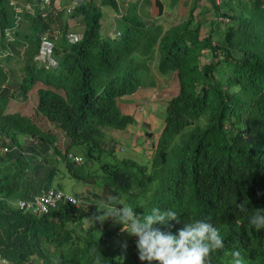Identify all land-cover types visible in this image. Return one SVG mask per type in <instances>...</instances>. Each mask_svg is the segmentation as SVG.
Listing matches in <instances>:
<instances>
[{
	"label": "trees",
	"instance_id": "obj_1",
	"mask_svg": "<svg viewBox=\"0 0 264 264\" xmlns=\"http://www.w3.org/2000/svg\"><path fill=\"white\" fill-rule=\"evenodd\" d=\"M198 2L187 21L163 30L149 24L133 1L120 12L117 32L102 34L103 6L120 11L121 3L87 0L68 14L85 24L82 38L70 42L68 29L58 40L52 37L61 60L48 67L37 56L61 11L43 17L36 7L28 12L29 30L21 21L15 39L7 41L14 22L0 0V44L15 47L29 39L22 80L0 92V137L8 147L0 150V264H118L111 239L121 225L105 220L101 226L99 209L61 201L36 215L17 205L51 187L64 190L60 179L66 173L102 186L112 201L124 195V204L138 215L154 206L177 211L180 223L155 225L163 231L175 233L193 216L211 221L225 241L211 264H232L235 251L244 264H264V229L249 223L264 210V0H213L217 21L230 18L220 32L195 20ZM155 5L161 12L162 1ZM153 52L163 74L177 73L180 89L169 101L151 161L116 158L101 165L103 173L88 171L72 146L82 145L86 161L96 157V149L114 152L106 150L105 128L123 130L136 122L120 99L149 86L141 75L146 60L135 56ZM39 83L38 106L68 137L66 150L54 131L9 110L12 96L26 99Z\"/></svg>",
	"mask_w": 264,
	"mask_h": 264
},
{
	"label": "rangeland",
	"instance_id": "obj_2",
	"mask_svg": "<svg viewBox=\"0 0 264 264\" xmlns=\"http://www.w3.org/2000/svg\"><path fill=\"white\" fill-rule=\"evenodd\" d=\"M18 1L24 4L26 2L34 3L35 0ZM95 1L98 2L99 0ZM119 1L121 3L120 11H117L108 5L103 6L105 15L102 19V34H115L117 32L120 12L123 11L125 13L129 7L128 3L133 1L139 2L140 5L138 12L149 24L158 23L163 30L169 29L173 26L182 25L187 21L195 2V0H161L163 3V9L159 12L155 5L156 0ZM5 3L9 6V15L11 19L14 20V18H17L15 8L10 5V0H5ZM222 3L223 0L221 1V4ZM225 8L227 9V7ZM216 10L213 0H199L195 10V20H202L205 26L211 31L214 28L216 32H220V29L224 31L227 25L223 23V20H221V22L217 21ZM20 15L23 19L22 22L24 21L26 31H28L31 25L32 15L31 13H28V11L26 13L22 12ZM72 21H75L73 20V16H68L66 12H61L58 16L56 28L62 32L66 29L70 30ZM68 24L70 26H68ZM76 26L79 28L72 31L78 33L84 32L85 28L83 23L79 25L77 24ZM7 41H9V39H7ZM21 41L22 43L15 47L7 43H5L4 46L0 44V92H2L7 86H14L15 82L18 83L23 78L24 65L27 56L26 50L29 47V39L24 37ZM7 49L12 53L10 57L5 56ZM135 59L146 60L147 68L141 75L142 78L144 76V80L149 83V86L146 88L141 87L136 93L122 97L120 99V105L125 112H130L135 115L136 122L123 130L106 127L105 132L109 136L105 147L107 151L114 152L108 153L96 149L94 151L96 157L92 161H86L82 145L75 144L72 146V150L76 153H81L79 155H82L83 157V161H80L78 164L85 162V167L88 171L103 173L101 168L103 163L114 162L116 158L129 156L134 157L139 162L148 163L154 155L158 138L165 124L164 119L166 117L169 101L173 96L179 93V79L176 72L166 75L160 71L158 67L159 56L156 52H153L148 57H143L137 54ZM60 60L61 59H59V61ZM40 63L53 66V63L51 65L50 62L40 61ZM58 63L59 62H54L55 66H57ZM41 85L42 84L40 83L37 84L34 91H32L26 99L12 96L9 110L19 111L28 115L44 129L54 131L58 135V146L62 150H66L69 144L68 137L55 123L48 120L40 106H38L40 101L38 90L41 88ZM0 139L2 140L1 137ZM60 180L63 182V188L66 192L83 198V204L88 210L91 209L92 211H96L97 209H100L105 202L117 205V207L125 205L126 197L124 195L121 197L114 196L113 199L115 200L112 201L111 193L109 191H106L98 184L94 187V184L89 183L86 178H82L76 174L67 175L66 173L65 177H61ZM58 181L59 180L56 179V182ZM94 222L98 223V220H94ZM99 223L103 226L105 221L101 222L99 220ZM135 241L136 237L130 236L122 231H119L111 239V245L116 248L118 252V264H120L121 258L123 264H148L147 261H141L139 259ZM124 244L127 246L123 247ZM38 262L40 263V260ZM3 263L8 264L4 261ZM153 264H156V262H153Z\"/></svg>",
	"mask_w": 264,
	"mask_h": 264
},
{
	"label": "clouds",
	"instance_id": "obj_3",
	"mask_svg": "<svg viewBox=\"0 0 264 264\" xmlns=\"http://www.w3.org/2000/svg\"><path fill=\"white\" fill-rule=\"evenodd\" d=\"M239 207L241 211L246 210L244 204H239ZM99 211L101 215L96 219L101 222L112 220L121 225L122 232L136 237L139 259L148 264H211L212 255L225 247L221 231L207 219L189 217L175 233L155 227L168 221L181 222V215L171 208L154 206L141 216L130 205L117 207L105 202ZM249 223L256 230L264 229V210L254 212ZM233 257L232 264H244L239 251H235ZM120 264H123L122 258Z\"/></svg>",
	"mask_w": 264,
	"mask_h": 264
},
{
	"label": "built area",
	"instance_id": "obj_4",
	"mask_svg": "<svg viewBox=\"0 0 264 264\" xmlns=\"http://www.w3.org/2000/svg\"><path fill=\"white\" fill-rule=\"evenodd\" d=\"M222 0H217V3H221ZM87 2V0H70L69 3L66 5H63L58 0H35L34 3L32 2H26L24 4L20 3L18 0H10V5L13 6L16 10L17 18H14V26L7 28V36L9 41L14 40V31L17 26L20 25L21 21L23 20L21 17V13L29 12H36V7L42 8V16L45 17L50 12H54L55 14H58L60 11H65L67 14H72L73 11L79 7L80 5ZM224 23L229 22V17H222L221 18ZM63 35V32L56 28V25L51 27L43 36V45L40 49V53L37 56V59L42 62H50V64L53 66H46L48 67H54V62H59L60 55L56 54L53 50L55 48V41L52 39V37L55 38V40H58ZM118 35H122V33L119 31ZM83 36V33H78L74 31H67L66 37L70 42H77L79 41ZM9 53V51L5 52V56ZM11 53V51H10ZM12 54V53H11ZM0 150L1 151H7L8 147L2 145V141L0 139ZM78 160H81V157H77ZM61 201L63 202H69L77 205L80 207L84 200L81 197H78L76 195H73L71 193L66 192L65 190L51 187L43 191L42 193H39L35 195L33 198L24 199L21 198L17 201V205L20 206L25 211L31 212L33 214H43L48 212L51 208L56 207Z\"/></svg>",
	"mask_w": 264,
	"mask_h": 264
},
{
	"label": "crops",
	"instance_id": "obj_5",
	"mask_svg": "<svg viewBox=\"0 0 264 264\" xmlns=\"http://www.w3.org/2000/svg\"><path fill=\"white\" fill-rule=\"evenodd\" d=\"M59 2H61L63 5H66L67 3H69V1L70 0H58ZM63 12H65V11H63ZM120 15V14H119ZM69 16V15H68ZM58 18V17H57ZM78 17H76V18H73V20H75V21H72V25H71V29L70 30H68V31H72V30H74L75 31V29H77V28H79L78 26H76L77 24L79 25V24H81L82 22H80L79 21V18L77 19ZM79 22H78V21ZM84 28H85V24H84Z\"/></svg>",
	"mask_w": 264,
	"mask_h": 264
}]
</instances>
